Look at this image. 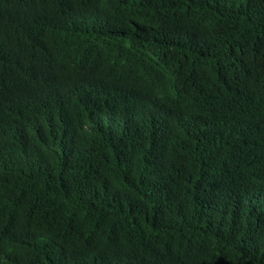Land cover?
<instances>
[{
	"label": "trees",
	"instance_id": "trees-1",
	"mask_svg": "<svg viewBox=\"0 0 264 264\" xmlns=\"http://www.w3.org/2000/svg\"><path fill=\"white\" fill-rule=\"evenodd\" d=\"M0 264H264V0H0Z\"/></svg>",
	"mask_w": 264,
	"mask_h": 264
}]
</instances>
